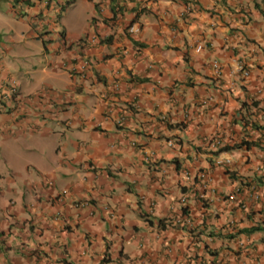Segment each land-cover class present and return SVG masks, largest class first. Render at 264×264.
I'll list each match as a JSON object with an SVG mask.
<instances>
[{
	"label": "crops",
	"instance_id": "obj_1",
	"mask_svg": "<svg viewBox=\"0 0 264 264\" xmlns=\"http://www.w3.org/2000/svg\"><path fill=\"white\" fill-rule=\"evenodd\" d=\"M0 23V264H264V0H0Z\"/></svg>",
	"mask_w": 264,
	"mask_h": 264
},
{
	"label": "built area",
	"instance_id": "obj_2",
	"mask_svg": "<svg viewBox=\"0 0 264 264\" xmlns=\"http://www.w3.org/2000/svg\"><path fill=\"white\" fill-rule=\"evenodd\" d=\"M212 66L215 75L219 76L221 70L220 66L216 63L212 64ZM238 69L241 72L243 78H247L249 76L248 70H246L243 65H239ZM2 85V93L0 97V113H6L10 109V106L8 104L18 101L17 84L14 80H6ZM168 146L173 147L174 143L168 142ZM239 192L240 190L237 189L232 195L228 196V202H238V200H236V197L238 196ZM243 206L245 205L243 204V202H241L240 207L242 208Z\"/></svg>",
	"mask_w": 264,
	"mask_h": 264
},
{
	"label": "rangeland",
	"instance_id": "obj_3",
	"mask_svg": "<svg viewBox=\"0 0 264 264\" xmlns=\"http://www.w3.org/2000/svg\"><path fill=\"white\" fill-rule=\"evenodd\" d=\"M3 27V25L0 23V29ZM2 114V113H0ZM21 157L24 158L18 162L17 167L21 169H24L22 174H25V169L28 168V171L35 174L36 176V170L40 168L39 163L41 162V157L45 155L41 150L36 148V145L33 144H27L25 141H21ZM41 164V163H40Z\"/></svg>",
	"mask_w": 264,
	"mask_h": 264
},
{
	"label": "clouds",
	"instance_id": "obj_4",
	"mask_svg": "<svg viewBox=\"0 0 264 264\" xmlns=\"http://www.w3.org/2000/svg\"><path fill=\"white\" fill-rule=\"evenodd\" d=\"M93 39H95V38H93ZM91 40H92V39H88V38L86 37V38H82V39L80 40L79 43L81 44L83 41H91ZM200 48H201V47H198V48H197V51L200 50ZM213 64H214V63H213ZM216 64H217V63H216ZM84 66H85V64L83 65V67H84ZM1 67H2V58L0 57V68H1ZM212 67H213V66H212ZM213 70H214V69H213ZM5 81H6V80H5ZM5 81H4V82H5ZM14 81H15V80H14ZM4 82H3V83H4ZM15 82H16V81H15ZM3 83H2V84H3ZM2 84L0 85V97H1V93H2V86H3ZM16 84H17V83H16ZM17 93H18V99H19L18 85H17ZM18 101H19V100H18ZM18 101H17V102H18ZM46 184H47L49 187H53L52 182H46ZM242 209H245V206H243Z\"/></svg>",
	"mask_w": 264,
	"mask_h": 264
},
{
	"label": "trees",
	"instance_id": "obj_5",
	"mask_svg": "<svg viewBox=\"0 0 264 264\" xmlns=\"http://www.w3.org/2000/svg\"><path fill=\"white\" fill-rule=\"evenodd\" d=\"M227 150H228V148L227 147H224L220 151H227ZM211 255H216V252H211Z\"/></svg>",
	"mask_w": 264,
	"mask_h": 264
}]
</instances>
